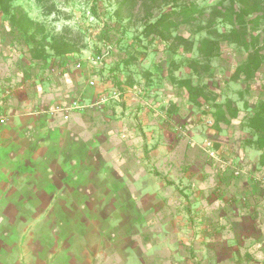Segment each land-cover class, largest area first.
I'll use <instances>...</instances> for the list:
<instances>
[{
	"label": "rangeland",
	"instance_id": "obj_1",
	"mask_svg": "<svg viewBox=\"0 0 264 264\" xmlns=\"http://www.w3.org/2000/svg\"><path fill=\"white\" fill-rule=\"evenodd\" d=\"M0 112V264H264V0H0Z\"/></svg>",
	"mask_w": 264,
	"mask_h": 264
},
{
	"label": "built area",
	"instance_id": "obj_2",
	"mask_svg": "<svg viewBox=\"0 0 264 264\" xmlns=\"http://www.w3.org/2000/svg\"><path fill=\"white\" fill-rule=\"evenodd\" d=\"M62 70H64V68H62ZM90 85L91 86H96V82L94 80L90 81ZM121 96V92L118 90V89H115L112 91V94H110V96H107V95H102L94 104L92 105H85L84 103L80 102V101H77V103H73L72 106H69V107H59L58 110H54L52 112H74V111H77V110H80V111H84L90 107H97V106H103V105H106L108 102H109V99L110 98H116V99H119V97ZM2 114V112H0ZM3 120H5L4 117H2L0 115V121L2 122ZM208 153H210V155L212 157H215L214 153H213V150H212V144L211 143H208Z\"/></svg>",
	"mask_w": 264,
	"mask_h": 264
},
{
	"label": "trees",
	"instance_id": "obj_3",
	"mask_svg": "<svg viewBox=\"0 0 264 264\" xmlns=\"http://www.w3.org/2000/svg\"><path fill=\"white\" fill-rule=\"evenodd\" d=\"M6 13H7V11H6ZM237 116H238V111L237 110H235L234 112L231 113V117L232 118H237Z\"/></svg>",
	"mask_w": 264,
	"mask_h": 264
}]
</instances>
